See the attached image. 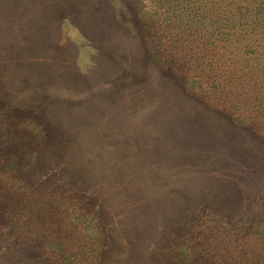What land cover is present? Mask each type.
I'll use <instances>...</instances> for the list:
<instances>
[{"label":"rangeland","instance_id":"1","mask_svg":"<svg viewBox=\"0 0 264 264\" xmlns=\"http://www.w3.org/2000/svg\"><path fill=\"white\" fill-rule=\"evenodd\" d=\"M182 80L110 0H0V264H258L264 123Z\"/></svg>","mask_w":264,"mask_h":264},{"label":"trees","instance_id":"2","mask_svg":"<svg viewBox=\"0 0 264 264\" xmlns=\"http://www.w3.org/2000/svg\"><path fill=\"white\" fill-rule=\"evenodd\" d=\"M110 2L114 15L142 41L149 59L182 77L188 92L240 124L264 123V0ZM126 7L129 11L122 17ZM7 167L17 165L11 162ZM79 215L85 229L90 227L102 243L97 214ZM250 231L260 235L264 224L257 223ZM262 239L251 247L253 259L260 256L258 264H264Z\"/></svg>","mask_w":264,"mask_h":264}]
</instances>
